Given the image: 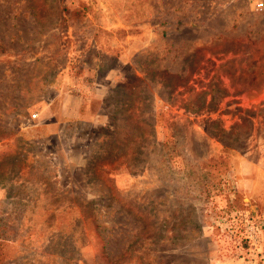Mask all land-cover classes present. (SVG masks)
I'll return each mask as SVG.
<instances>
[{
	"label": "rangeland",
	"instance_id": "obj_1",
	"mask_svg": "<svg viewBox=\"0 0 264 264\" xmlns=\"http://www.w3.org/2000/svg\"><path fill=\"white\" fill-rule=\"evenodd\" d=\"M256 2L0 0V264H264Z\"/></svg>",
	"mask_w": 264,
	"mask_h": 264
},
{
	"label": "built area",
	"instance_id": "obj_2",
	"mask_svg": "<svg viewBox=\"0 0 264 264\" xmlns=\"http://www.w3.org/2000/svg\"><path fill=\"white\" fill-rule=\"evenodd\" d=\"M256 7L259 10H264V0H257ZM32 116H35V114H33Z\"/></svg>",
	"mask_w": 264,
	"mask_h": 264
}]
</instances>
